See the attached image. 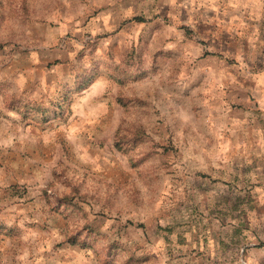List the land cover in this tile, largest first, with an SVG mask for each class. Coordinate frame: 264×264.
Wrapping results in <instances>:
<instances>
[{"label": "clouds", "instance_id": "clouds-1", "mask_svg": "<svg viewBox=\"0 0 264 264\" xmlns=\"http://www.w3.org/2000/svg\"><path fill=\"white\" fill-rule=\"evenodd\" d=\"M61 18L74 21L72 36L50 54L61 63L45 85L20 52L33 25ZM0 19V264H163L150 256L161 254L156 237L136 226L160 213L146 195L130 199L132 189L167 188L181 199L203 183L198 172L230 171L231 157L209 148L207 135L213 120L235 134L257 106L264 114V0H0ZM67 30L49 28L37 46L59 43ZM95 32L111 34L97 41ZM116 95L142 98L131 102L138 139L125 140L123 155L95 145L115 157L97 170L67 132L82 126L85 109L115 106ZM208 99L218 102L215 117ZM231 103L246 106L237 113L244 119L229 117ZM253 228L247 255L231 264H264L255 247L264 226L253 219Z\"/></svg>", "mask_w": 264, "mask_h": 264}, {"label": "rangeland", "instance_id": "rangeland-1", "mask_svg": "<svg viewBox=\"0 0 264 264\" xmlns=\"http://www.w3.org/2000/svg\"><path fill=\"white\" fill-rule=\"evenodd\" d=\"M64 15L65 10L60 9V17ZM132 19L137 23H143L142 17ZM73 23L74 21L66 22L62 18L42 19L39 21V28L32 26V42L24 45L20 52L22 57H30L28 63L32 66L33 76L35 77L38 71L41 82L45 85L49 83V73L61 63L60 57H52L50 54L72 36L70 28ZM103 23L102 21L101 24ZM3 25L4 21L0 19V30L3 29ZM49 28L69 30L65 32L59 43L46 47L37 46L49 39ZM201 28L213 29L214 26L201 25ZM110 34L95 32L94 36L99 41ZM54 35L55 31H53ZM86 35L92 37L93 33L89 32ZM227 37L228 33H224L222 39ZM4 47L5 45L0 43V48ZM20 47V43H17L16 48ZM21 81V86H24L27 77H21ZM139 91L145 92V89L140 88ZM213 92H215L214 88L208 95L211 96ZM133 100L143 102L140 96L116 95L115 106L109 102L105 106L106 110L105 108L85 109L83 117L80 118L82 126L77 124L68 129V138H80L78 144L73 147L78 146L82 158L88 161L90 167L103 170L105 164H115V157L104 159L103 154H98L95 145H98L99 149L107 147L109 152L114 151L123 155L122 144L125 140L138 139V136L133 134V129L137 127L134 114L139 113V104H132ZM217 103L212 99L207 101L213 117L217 115L214 111ZM230 107L233 112L228 114L229 117L244 119L242 115H237L240 110L247 111L244 104L231 103ZM252 114L255 120L238 129L235 134L222 129L220 122L213 120V127L209 129L207 135L210 141L208 147L214 146L223 156L231 157L230 171L222 167L213 168L211 172H198L197 175L203 183L196 185L195 194L189 193L186 189L183 198L177 199L167 188H148L146 193H143L139 187L132 189L130 199H134L137 194L146 195L147 202L153 204L160 213L152 217L150 223L141 220L136 224L145 231L146 236L151 233L156 237L157 248L161 254L157 255L153 251L150 256L154 260L160 261L164 257L163 264H231V258L236 253L247 255L248 248L244 241H247L248 237L245 233L251 232L255 236L258 231L253 228V219L264 226V148L260 146V141L264 138V114L260 113L258 106ZM125 125L131 126L125 127ZM232 126L231 123L228 124V128ZM97 133L101 135L98 136ZM57 144L62 151H65L64 142L57 141ZM51 146L55 147V145ZM219 163L223 165L224 161L221 160ZM217 172L219 175L214 174ZM53 174L58 175L56 172ZM13 187L18 188V183H14ZM24 192L27 193V188ZM68 195L71 193L69 192ZM253 213L254 217L251 215ZM128 223L132 224L134 221L129 220ZM255 247L264 248V240H259ZM47 254V251L41 249V255ZM40 264L44 262L41 261Z\"/></svg>", "mask_w": 264, "mask_h": 264}]
</instances>
